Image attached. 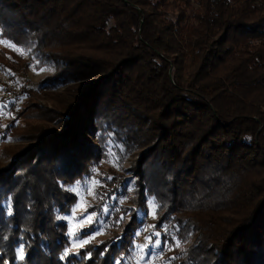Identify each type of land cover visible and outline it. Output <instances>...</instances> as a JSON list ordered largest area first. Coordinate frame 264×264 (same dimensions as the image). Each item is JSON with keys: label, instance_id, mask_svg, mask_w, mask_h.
Instances as JSON below:
<instances>
[{"label": "trees", "instance_id": "16d2710c", "mask_svg": "<svg viewBox=\"0 0 264 264\" xmlns=\"http://www.w3.org/2000/svg\"><path fill=\"white\" fill-rule=\"evenodd\" d=\"M0 37L53 66L36 89L0 81L27 94L8 110L59 120L14 132L27 143L5 148L0 264H114L130 251L143 221L113 211L120 236L61 259L70 242L57 215L75 202L66 187L98 166L108 141L140 152L127 202L152 197L155 226H176L187 245L167 264H264V0H0ZM27 66L0 48L10 81ZM36 94H55L54 108H38ZM97 179L109 205L126 196L129 178Z\"/></svg>", "mask_w": 264, "mask_h": 264}, {"label": "rangeland", "instance_id": "374dc122", "mask_svg": "<svg viewBox=\"0 0 264 264\" xmlns=\"http://www.w3.org/2000/svg\"><path fill=\"white\" fill-rule=\"evenodd\" d=\"M0 48L14 51L22 55L24 59H28L26 70L15 77V82L10 81L8 79V74L0 69V81L8 85L10 89L16 90L22 83L36 89L35 87H37L38 82L53 71L51 63L48 61L40 63L39 55L31 53L30 50H25L19 46L16 47L12 42L3 39V37H0ZM11 63L14 62L11 61ZM55 90L56 92L54 93L58 95L60 92L62 93L64 91L63 86ZM53 95L55 94L51 96L47 95L48 98H46V96L36 94L32 97V102L37 104V107L42 111L49 110L55 106L49 99ZM1 96L3 101H0V164H4L10 159L7 150H5L6 147L13 146L15 149L27 143V141L20 142V138H14V132H17L18 135V133L23 131L26 127H33L30 129H35L38 125H52L59 120L57 117V119L50 121L49 119L52 117L49 118L48 116H44L47 117L45 119L42 117H35L40 114L33 107H31L29 111L25 108V113H23V115L20 114V117H15V115L11 114L12 112L8 110L7 103L13 102L18 105L20 102L24 101L27 94L21 96L20 99H16L14 95L9 93V91H5L0 86V97ZM139 155V151H136L134 154L130 152L126 153L125 149H123L119 143L116 144L113 141H108L105 155L98 166L91 169L90 174H87L74 182V184L66 187L68 191L75 195V202L70 207L69 212L58 214L57 216L64 220L67 225L68 241L70 242L67 249H70L71 252L77 250V248L72 247L74 244L84 240L99 244L108 238L116 239L114 235H121L122 226L121 222L112 220L113 211H115V215L120 214V217L125 221V219H129V212H131V210H135L137 217L141 219L143 223L134 234L130 251L117 259L114 264H137V261H139V264H167L173 257V248L178 249L187 246L186 244L182 245L177 238L176 226L164 223L159 227L155 226V222L157 221V203L152 197L145 196V201L143 202L144 207L141 208L134 206L133 203L127 202L126 198L132 194V190L135 187L133 184L135 176L130 168L131 163ZM111 172L120 173L123 177L130 179L129 182H123L125 186L127 184L126 196H120L118 202L114 203V206L108 204L104 193L100 194L98 191L99 184H97L99 183L97 178L100 175L105 173L111 174ZM126 206L128 207V212H126L127 209L124 210ZM123 210L126 214L121 213ZM89 217L91 218L90 220ZM157 232L159 236L155 235ZM137 233H139V235H137ZM149 237L151 238L150 240L146 239ZM157 240L160 242L159 246L155 243ZM145 244H147L148 247L140 251L141 246ZM20 248L21 246L17 247L16 253H18ZM140 257H143V259H140Z\"/></svg>", "mask_w": 264, "mask_h": 264}, {"label": "snow or ice", "instance_id": "6c2138e0", "mask_svg": "<svg viewBox=\"0 0 264 264\" xmlns=\"http://www.w3.org/2000/svg\"><path fill=\"white\" fill-rule=\"evenodd\" d=\"M9 214H11V213L9 212ZM90 219L91 218L89 217V220ZM137 235H139V233H137ZM155 235L159 236V233L157 232V233H155ZM146 239L150 240L151 238L149 237V238H146ZM88 242H89L88 240H84V241H81V242H79L77 244H74L72 247H75V248L78 249L79 247H82L84 244H87ZM155 243H156L157 246H159L160 242H159V240H157ZM177 246H179V245H177ZM147 247H148L147 244L142 245L141 248H140V251H143ZM74 254H76V253H72L70 249H65L64 253L61 256V259H66L68 256L74 255ZM17 259H19V260H23L24 259V248H23V246H21V248L19 249V251L17 253ZM140 259H143V257H140ZM137 264H139V261H137Z\"/></svg>", "mask_w": 264, "mask_h": 264}]
</instances>
